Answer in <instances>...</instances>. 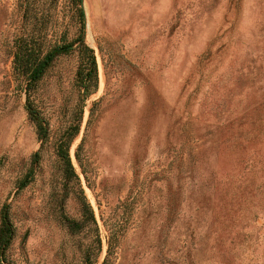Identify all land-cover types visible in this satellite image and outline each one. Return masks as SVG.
I'll use <instances>...</instances> for the list:
<instances>
[{"label":"rangeland","instance_id":"obj_1","mask_svg":"<svg viewBox=\"0 0 264 264\" xmlns=\"http://www.w3.org/2000/svg\"><path fill=\"white\" fill-rule=\"evenodd\" d=\"M23 1L0 0V224L6 209L13 229L0 264L92 259L84 200L98 264H264V0H81L98 88L69 151L79 180L56 154L81 101L78 55L28 100L11 54ZM44 1L47 42L75 37V0Z\"/></svg>","mask_w":264,"mask_h":264},{"label":"trees","instance_id":"obj_2","mask_svg":"<svg viewBox=\"0 0 264 264\" xmlns=\"http://www.w3.org/2000/svg\"><path fill=\"white\" fill-rule=\"evenodd\" d=\"M37 0H24L20 6L23 11V21L25 24L24 30L17 35L12 43L13 69L14 74L27 82V96L30 98V93L36 88L46 72L53 65L54 61L63 54L77 52L79 63L75 73V86L78 89L80 96V104L75 119L65 126L64 130L60 131L56 139V154L63 167L64 173L68 177L79 180L78 174L75 171L71 156L70 147L74 138L79 134L82 122L84 100L98 88V72L94 49L86 44L83 40L85 28V13L80 7L81 0H75L74 15L79 23V28L75 37L69 39L67 34L69 29L60 34L59 38L53 44L47 42L46 39V23L44 18L47 13L42 11V17L33 14V9H36L35 3ZM47 0L42 2L41 9L46 5ZM52 0H49V4ZM48 43V48L44 51L45 43ZM47 44V45H48ZM40 112L37 109L30 110L32 118L38 126L41 138L49 137V130L45 127V120L41 118ZM38 153L34 154L37 157ZM79 162L80 157L76 154ZM245 178L249 177V170L244 171ZM27 178L22 182L25 186L29 180ZM84 215L92 222V259L89 251L86 249L82 259V264H98L99 254L102 249V240L100 236L99 224L93 207L84 200ZM83 220H71L72 227L81 228ZM13 238L12 223L9 218V213L6 209L1 215L0 224V256L4 255ZM109 254L105 257L101 264H108Z\"/></svg>","mask_w":264,"mask_h":264},{"label":"water","instance_id":"obj_3","mask_svg":"<svg viewBox=\"0 0 264 264\" xmlns=\"http://www.w3.org/2000/svg\"><path fill=\"white\" fill-rule=\"evenodd\" d=\"M81 7L84 8V4H83V3L81 4ZM84 38H85V37H83V39H84Z\"/></svg>","mask_w":264,"mask_h":264}]
</instances>
